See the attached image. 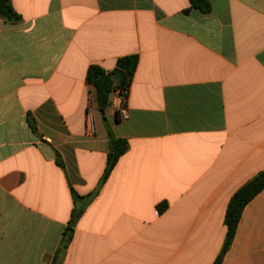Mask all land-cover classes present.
I'll list each match as a JSON object with an SVG mask.
<instances>
[{
  "label": "crops",
  "instance_id": "crops-1",
  "mask_svg": "<svg viewBox=\"0 0 264 264\" xmlns=\"http://www.w3.org/2000/svg\"><path fill=\"white\" fill-rule=\"evenodd\" d=\"M207 2L10 0L0 264H214L230 199L264 171V0ZM130 57L128 118L115 91L102 115L88 70ZM109 135L127 150L102 182ZM220 264H264V189Z\"/></svg>",
  "mask_w": 264,
  "mask_h": 264
},
{
  "label": "trees",
  "instance_id": "trees-1",
  "mask_svg": "<svg viewBox=\"0 0 264 264\" xmlns=\"http://www.w3.org/2000/svg\"><path fill=\"white\" fill-rule=\"evenodd\" d=\"M189 2L191 8L198 9L202 13H208L210 11V6L207 0H189ZM0 18L11 24L20 21V16L13 10L10 0H0ZM125 63L128 64V69L123 72L119 67ZM136 63L137 59L135 57H130L118 61L116 69L107 74H104L95 67H91L88 70L87 80L95 89L97 108L102 115L110 105V95L112 92L118 89H129ZM126 150V141L115 139L109 135V152L107 155L106 167L102 176V182L107 179L119 157L124 154ZM262 189H264V171L260 172L252 180L243 185L230 199L225 215V225L227 227L226 238L214 264L221 263L224 254L230 247L244 207ZM73 196L76 197L74 193ZM79 216L80 212L76 210L72 211V218L65 230L62 247H65L64 245L70 240L73 224ZM52 264H56L55 258Z\"/></svg>",
  "mask_w": 264,
  "mask_h": 264
},
{
  "label": "built area",
  "instance_id": "built-area-1",
  "mask_svg": "<svg viewBox=\"0 0 264 264\" xmlns=\"http://www.w3.org/2000/svg\"><path fill=\"white\" fill-rule=\"evenodd\" d=\"M115 101L113 102L114 106L118 108V113L120 117L124 120L128 118V113L125 107V100L128 95V89H118L115 91ZM88 129L90 132H93V118L92 115H88Z\"/></svg>",
  "mask_w": 264,
  "mask_h": 264
},
{
  "label": "rangeland",
  "instance_id": "rangeland-1",
  "mask_svg": "<svg viewBox=\"0 0 264 264\" xmlns=\"http://www.w3.org/2000/svg\"><path fill=\"white\" fill-rule=\"evenodd\" d=\"M111 95H110V99H111ZM112 104V101H110V105ZM94 115H95V121L97 120V119H100L101 118V116H100V113H98V111H94Z\"/></svg>",
  "mask_w": 264,
  "mask_h": 264
},
{
  "label": "water",
  "instance_id": "water-1",
  "mask_svg": "<svg viewBox=\"0 0 264 264\" xmlns=\"http://www.w3.org/2000/svg\"><path fill=\"white\" fill-rule=\"evenodd\" d=\"M119 69L121 70V71H127V69H128V64L127 63H125V64H123V65H121L120 67H119ZM117 78V77H116Z\"/></svg>",
  "mask_w": 264,
  "mask_h": 264
}]
</instances>
